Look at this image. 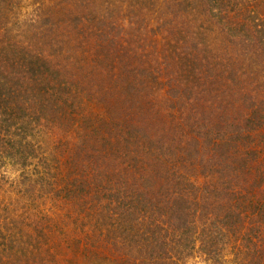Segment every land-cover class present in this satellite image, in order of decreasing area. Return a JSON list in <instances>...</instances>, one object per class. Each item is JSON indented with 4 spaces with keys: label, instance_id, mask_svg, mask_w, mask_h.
Returning a JSON list of instances; mask_svg holds the SVG:
<instances>
[{
    "label": "trees",
    "instance_id": "obj_1",
    "mask_svg": "<svg viewBox=\"0 0 264 264\" xmlns=\"http://www.w3.org/2000/svg\"><path fill=\"white\" fill-rule=\"evenodd\" d=\"M0 264H264V0H0Z\"/></svg>",
    "mask_w": 264,
    "mask_h": 264
},
{
    "label": "rangeland",
    "instance_id": "obj_2",
    "mask_svg": "<svg viewBox=\"0 0 264 264\" xmlns=\"http://www.w3.org/2000/svg\"><path fill=\"white\" fill-rule=\"evenodd\" d=\"M32 2H33V0H32ZM32 8H34V9L36 8L35 6H33L32 3H30V2L29 3H23L19 12H16L15 18L13 20V23H14L13 27L15 30H17L16 32H19L18 30L24 26V22L28 21V19L30 18V14L32 13ZM18 40L24 41L27 39H26V37H23V38H20Z\"/></svg>",
    "mask_w": 264,
    "mask_h": 264
}]
</instances>
